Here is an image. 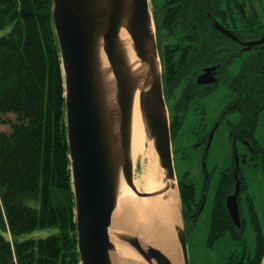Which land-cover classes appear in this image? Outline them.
I'll use <instances>...</instances> for the list:
<instances>
[{
	"label": "water",
	"instance_id": "obj_1",
	"mask_svg": "<svg viewBox=\"0 0 264 264\" xmlns=\"http://www.w3.org/2000/svg\"><path fill=\"white\" fill-rule=\"evenodd\" d=\"M51 18L63 80L78 264H114L112 237L129 244L149 264H172L157 247L142 245L137 235L110 229L120 178L136 197L161 194L169 182L175 185L168 113L148 0H52ZM215 27L233 37L230 31ZM121 29L126 31L125 39ZM257 43H264V35L243 42V49ZM211 76L206 70L197 82L211 83ZM136 98L166 183L154 192L140 191L134 185L131 115ZM233 155L236 182L233 193L225 198V208L232 224L239 228L235 146ZM178 205L181 220L179 198ZM202 205L203 199L196 214ZM173 230L177 259L189 264L184 229L178 224Z\"/></svg>",
	"mask_w": 264,
	"mask_h": 264
},
{
	"label": "trees",
	"instance_id": "obj_2",
	"mask_svg": "<svg viewBox=\"0 0 264 264\" xmlns=\"http://www.w3.org/2000/svg\"><path fill=\"white\" fill-rule=\"evenodd\" d=\"M198 1L200 13L205 16L206 1ZM155 16L161 19L156 27L159 46L165 32L172 39L170 48L167 45L159 49L164 94L172 96L176 82L174 46L185 42L175 27L189 20V8L184 14L174 11L167 16ZM174 16L177 18L171 22ZM192 22H188L190 32ZM206 41L203 33L199 42ZM7 114L13 119L5 120ZM64 116L63 80L51 0H0V123L9 125L8 130L0 131V264H78ZM176 130L172 115L171 136ZM231 166L232 159L225 168L229 175ZM222 174L210 214L207 240L210 246L226 231L234 240L243 238V221L236 232L224 206V196L232 191V184H223ZM209 181L208 176L204 191ZM245 186L242 181L240 191ZM178 191L183 218L188 219L194 187L187 181H179ZM249 212L255 230L254 251H243L233 264H260L264 255V237L251 204ZM38 228L56 230L45 236L22 237Z\"/></svg>",
	"mask_w": 264,
	"mask_h": 264
},
{
	"label": "flooded vegetation",
	"instance_id": "obj_3",
	"mask_svg": "<svg viewBox=\"0 0 264 264\" xmlns=\"http://www.w3.org/2000/svg\"><path fill=\"white\" fill-rule=\"evenodd\" d=\"M205 1V16L200 13L201 5L198 0H163L157 6L159 9L154 11L161 17V14L167 16L174 11L184 14L189 8V20L191 22L194 20L191 23V32L189 20L180 24L185 34L182 40L185 42H178L174 46L176 57L174 115L178 130L187 123L191 130L189 134L192 138L191 145L195 146L197 153L199 152L197 155L199 165L197 164L195 168L194 177L190 178V184L195 183L197 187L199 185L200 202L202 196L203 200L206 198L204 183L209 173L204 159L208 135L212 128L215 127V132L221 124L224 125L232 146L230 175L225 168L221 172L222 183L232 184V191L227 192L224 199L234 191L236 182L233 145L236 147L238 157L236 175L240 180L239 189L242 186V167L247 160L249 165L254 164L255 167L261 165L264 169V147L256 134L260 123L264 128V43L254 44L249 50L243 49V42L256 41L264 35V13L262 10L254 9L255 3L263 2L264 5V0ZM160 21L161 19L158 20V24ZM215 24L230 31L233 37L222 33ZM203 33H206L207 41L200 43V36ZM206 70L210 71L214 81L197 82V78ZM218 94L219 101L215 103L212 115L207 112L206 100ZM183 134L186 135L185 132L181 135ZM198 147L200 150H197ZM173 163L175 164L174 160ZM240 193L239 190L237 203L241 223ZM196 210L191 214H195ZM232 227L236 232L239 229L234 225Z\"/></svg>",
	"mask_w": 264,
	"mask_h": 264
},
{
	"label": "rangeland",
	"instance_id": "obj_4",
	"mask_svg": "<svg viewBox=\"0 0 264 264\" xmlns=\"http://www.w3.org/2000/svg\"><path fill=\"white\" fill-rule=\"evenodd\" d=\"M162 2L163 0H154L155 5H160ZM262 3H255L254 9H256L257 11L262 10L261 12L264 13V5ZM149 8L151 11V6H149ZM176 18L177 16L173 18V21L171 22H174ZM177 25L175 27V31L179 33L181 39H184V30L181 28L180 24ZM165 33L160 44L161 49L167 47V45L169 46V48L172 46L170 45V40L172 39L169 38V40ZM157 48H159V45ZM161 66V70H163L162 63ZM164 96L170 118L175 113L174 102L176 98V93L174 86L172 96H170L169 94H165ZM217 101H219V94L206 100V107L208 109L207 112L212 113V115L214 114L213 107ZM4 118L5 120H12L13 116L11 114H7L4 116ZM190 122H193V120H190ZM8 129V124L0 123V131H6ZM176 131L177 132L173 135V141H171V146L173 148V160L175 162L174 164L172 161L173 170L174 173L176 171L178 183L179 181L190 182V178H193L196 174V166L199 165V163L197 162V155H199V152L197 153L195 151V146L191 145L192 138L189 136L191 130L188 127L187 123L184 124L180 130L177 129ZM182 132H185L186 135H181ZM256 134L264 147V128L262 127V123L258 125ZM198 148L197 150H200V147ZM206 151L207 152L204 159V164L209 173L210 181L206 190L207 195L202 210L199 212L197 217H194L193 219H187L184 223L183 228L186 237V255L189 264H233L239 259L243 251L249 253H253L254 251L255 230L254 224L252 223L251 214L249 212L250 204L252 205L253 211L256 215V219L259 223L261 235L262 237H264V170L261 165H259L258 167H255L254 164L249 165L248 160L247 163L245 162L242 167V180L246 185L245 189L242 190L240 193V208L243 221V238L241 240H234L232 239L229 232L226 231L224 235H222L210 246L207 243V240L214 192L219 175L224 170V168H226L230 164L232 154V146L228 140L227 130L224 125L221 124V126H219L218 129L213 133L209 145L208 147H206ZM133 164V175L135 176L139 172V165L134 162ZM192 185L195 190V195L191 199V213L196 210L197 202L200 201L201 197V190L198 191L199 185L198 187L195 183H193ZM186 205H188L187 202ZM179 224L181 225L180 218ZM55 230V228H38L32 231L30 234L22 235V237H28L29 235H31L32 237L45 236L55 232ZM119 231L128 232L121 229ZM129 233L135 235V233L133 232ZM113 240L117 242H122L126 246L127 251H133L134 255L137 257L140 263L149 264L129 244L118 240L116 237ZM129 258L131 259V257Z\"/></svg>",
	"mask_w": 264,
	"mask_h": 264
},
{
	"label": "bare ground",
	"instance_id": "obj_5",
	"mask_svg": "<svg viewBox=\"0 0 264 264\" xmlns=\"http://www.w3.org/2000/svg\"><path fill=\"white\" fill-rule=\"evenodd\" d=\"M120 35L125 39L126 31L121 29ZM131 155L133 162L139 165V172L134 176V185L138 190L154 192L166 186L157 163L154 143L149 139L141 117L138 98L134 101L131 115ZM169 184L161 194L136 197L120 178L110 229L133 232L142 245H153L160 249L172 264H182L177 259L173 230V227L179 224L178 195L174 183ZM113 239L112 237L115 247L112 252L114 264H142L133 251H127L122 242Z\"/></svg>",
	"mask_w": 264,
	"mask_h": 264
},
{
	"label": "crops",
	"instance_id": "obj_6",
	"mask_svg": "<svg viewBox=\"0 0 264 264\" xmlns=\"http://www.w3.org/2000/svg\"><path fill=\"white\" fill-rule=\"evenodd\" d=\"M261 264H264V256H263V258H262Z\"/></svg>",
	"mask_w": 264,
	"mask_h": 264
}]
</instances>
